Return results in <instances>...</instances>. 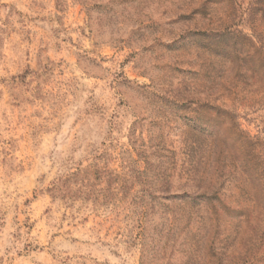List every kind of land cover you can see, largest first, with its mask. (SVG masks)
Masks as SVG:
<instances>
[{
  "label": "rangeland",
  "instance_id": "374dc122",
  "mask_svg": "<svg viewBox=\"0 0 264 264\" xmlns=\"http://www.w3.org/2000/svg\"><path fill=\"white\" fill-rule=\"evenodd\" d=\"M231 1L242 35L223 41ZM253 1L0 0V264H264ZM195 141L212 200L193 210Z\"/></svg>",
  "mask_w": 264,
  "mask_h": 264
},
{
  "label": "trees",
  "instance_id": "16d2710c",
  "mask_svg": "<svg viewBox=\"0 0 264 264\" xmlns=\"http://www.w3.org/2000/svg\"><path fill=\"white\" fill-rule=\"evenodd\" d=\"M262 2L264 3V0H254L253 2H251V5L249 7V12L254 15L256 14V10H260L262 15H264V4H262ZM231 6H229L230 10V16H228L227 18H224V20H220V25L218 27H215L213 29V34L215 37H224L223 41H225L228 37V40H234L235 37H237V35H242V31L234 28V20L232 18L233 13L235 11V7L234 4L232 3V1L230 2ZM219 44V42H218ZM224 49V48H223ZM212 112H215L214 115H223V114H227L230 115V111L224 109L221 106H215L212 108ZM191 120V119H190ZM195 123V120L192 122ZM200 150V146L199 143L192 142L189 146H187L185 148V152L183 153L184 155V160H188L190 162V164H188V167H190L189 170H187L188 178L185 182V190L182 192L181 195H179L178 197L181 198L182 200H184V202L186 203V205L189 207V209H195L197 204L195 203L196 200L198 198H202L205 199V201H211L212 199H210L207 194L210 193V189H209V185L207 183V185H202L201 187L198 186H194L191 183H195L196 179L199 178V174L200 172L198 171V166L202 160L203 156H197V152ZM160 152V151H158ZM162 156H160L159 158H161L163 160V171L161 172V179H160V184H161V190L164 194H168L169 191V185H170V180H171V172L175 169V157H174V152H170L169 155H167L166 157L162 158ZM79 173H81V170L79 172H74L72 173L70 176H68L67 178L63 179L61 186H57V184H54V188L53 190L61 192L62 194H65L64 196H67L71 191L72 188L69 187L67 184L69 182H71L72 178L78 177ZM202 176V175H201ZM204 176V175H203ZM62 190V191H61ZM189 201V202H187ZM149 206L154 207V198H150ZM143 207L147 206V205H142ZM145 209V208H143Z\"/></svg>",
  "mask_w": 264,
  "mask_h": 264
}]
</instances>
